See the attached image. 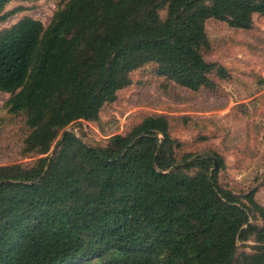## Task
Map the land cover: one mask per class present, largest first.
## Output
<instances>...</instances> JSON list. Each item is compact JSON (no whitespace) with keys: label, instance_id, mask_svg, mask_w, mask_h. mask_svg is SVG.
<instances>
[{"label":"trees","instance_id":"1","mask_svg":"<svg viewBox=\"0 0 264 264\" xmlns=\"http://www.w3.org/2000/svg\"><path fill=\"white\" fill-rule=\"evenodd\" d=\"M30 1L0 0V23ZM254 15L264 0H60L47 25L24 15L2 28L0 92L24 115L22 152L36 158L0 165V264H264L256 189L222 185L216 152L180 155L166 115L103 145L71 129L98 121L148 64L214 89L229 71L205 59L206 21L251 29Z\"/></svg>","mask_w":264,"mask_h":264},{"label":"rangeland","instance_id":"2","mask_svg":"<svg viewBox=\"0 0 264 264\" xmlns=\"http://www.w3.org/2000/svg\"><path fill=\"white\" fill-rule=\"evenodd\" d=\"M59 1L24 2L26 9L1 22L0 30L24 15L47 25ZM206 32L211 47L205 59L229 71L228 78H215L214 89L191 91L156 75L154 65L148 64L131 73V84L102 107L98 121H78L71 129L88 144L103 145L109 136L126 133L144 116L164 114L172 136L182 144L180 155L216 152L224 160L219 182L239 194L255 188L256 201L264 207V17L254 15L251 29L209 19ZM9 97L0 92V165H29L36 157L22 152L28 133L25 117L8 111Z\"/></svg>","mask_w":264,"mask_h":264}]
</instances>
